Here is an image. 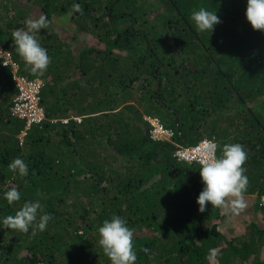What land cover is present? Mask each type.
<instances>
[{
  "label": "trees",
  "instance_id": "obj_1",
  "mask_svg": "<svg viewBox=\"0 0 264 264\" xmlns=\"http://www.w3.org/2000/svg\"><path fill=\"white\" fill-rule=\"evenodd\" d=\"M201 7L221 20L212 33L190 18ZM246 8L247 0H0V48L21 75L42 80L44 112L20 143L23 122L0 101V264H111L98 228L113 215L134 229L136 264H264V207L232 217L208 204L200 213V165L173 157L175 144L240 143L245 195L264 194V32L252 29ZM41 14L49 27L38 39L51 58L42 77L12 41ZM60 19L68 40L55 30ZM79 35L89 45L77 54ZM10 71L0 59V91L14 95ZM71 110L80 121L60 122ZM143 116L158 118L172 137L151 138ZM17 157L26 177L8 169ZM13 187L21 200L9 205L4 193ZM29 201L53 217L47 229L32 236L4 228ZM242 215L240 234L219 232H237L232 221Z\"/></svg>",
  "mask_w": 264,
  "mask_h": 264
},
{
  "label": "clouds",
  "instance_id": "obj_2",
  "mask_svg": "<svg viewBox=\"0 0 264 264\" xmlns=\"http://www.w3.org/2000/svg\"><path fill=\"white\" fill-rule=\"evenodd\" d=\"M72 10L83 14V8L79 3H74ZM245 15L253 30L264 32V0H247ZM190 18L200 33H212L214 26L221 23L216 11H209L203 7L193 11ZM48 27L47 17L41 14L36 19L26 20L25 28L17 29L12 33V41L17 54L22 58L25 65L30 67L33 75L41 77L48 70L51 58L48 56L47 50L41 46L38 34L41 29ZM37 80L42 83L43 87L42 80ZM144 117L155 118L143 116V120ZM77 119L75 118V120ZM20 134L18 138L23 139L25 135L21 136ZM218 151L220 155H217ZM247 159V151L240 143L224 144L221 148L214 139H206L202 142V151L195 159V162L200 165V177L204 185L197 198L200 213L207 210L208 204H211L212 208L222 210L224 215H239L248 208L245 193L250 182L246 175L247 169L244 167ZM186 162L191 164L193 160L187 159ZM8 169L10 172L17 173L21 178L28 175L27 164L19 157L8 165ZM262 195L264 194L253 195L254 204L258 209L263 208L258 206ZM4 198L9 205H13L21 200V194L17 188L13 187L4 193ZM52 219L53 217L44 210L39 201H29L23 203L14 215L6 216L2 223L4 228L24 234H28L31 229V235L35 236L38 232L45 231ZM98 234V243L111 264H136L138 257L134 244V229L128 226L124 218L113 215L110 220H105L102 226L98 228ZM141 251L148 254L149 259L154 258L155 254H150V249L142 248Z\"/></svg>",
  "mask_w": 264,
  "mask_h": 264
},
{
  "label": "built area",
  "instance_id": "obj_3",
  "mask_svg": "<svg viewBox=\"0 0 264 264\" xmlns=\"http://www.w3.org/2000/svg\"><path fill=\"white\" fill-rule=\"evenodd\" d=\"M0 59L2 60V65L11 66V80L15 88V95L8 108V115L12 120L23 122V129L20 131V135L23 136L31 126L38 125L44 120V112L40 105L42 83L37 79H29L21 75L18 72L17 64L12 61L10 54L1 48ZM144 120L151 127L149 131L151 138L169 140L172 137V130L165 128L157 118L144 117ZM204 140L206 139L186 148L175 144L173 147V157L183 162H186L187 159H192L193 163H196L195 159L202 151V142ZM258 206L264 207V195L260 196Z\"/></svg>",
  "mask_w": 264,
  "mask_h": 264
},
{
  "label": "rangeland",
  "instance_id": "obj_4",
  "mask_svg": "<svg viewBox=\"0 0 264 264\" xmlns=\"http://www.w3.org/2000/svg\"><path fill=\"white\" fill-rule=\"evenodd\" d=\"M35 10H36V8H35ZM33 17L38 18V15H35ZM66 23H68L66 19H60V20H57L56 23H54V26L56 27L55 30H57V32L62 35V38L63 39L66 38V40H68V39H70V36L67 37L66 34L64 33V31L62 30L64 27H66L64 25ZM78 38L79 39L77 41H75V43H72V49L74 50V53L79 52L80 50L84 49L85 46L89 45V43L86 42V39L83 35H79ZM41 90H42V88H41ZM18 140L21 143L22 139L18 138ZM245 199H246L247 204H248V208L245 211H248V215H259V213H261V211H260L261 209H258L256 207V205L254 204V201H255L254 196L253 195H245ZM229 216L233 217L232 214H229ZM246 217H247V215H242L240 219H238L236 221L235 220L232 221V222H234L235 226L237 227L236 228L237 232L233 231V228H230L227 225H223V226L220 225L217 228H218L219 232H222V234L226 238H230V237L236 235V233H238V234L241 233L240 230L242 231V227L244 225L242 222L247 219ZM229 219H231V218H229Z\"/></svg>",
  "mask_w": 264,
  "mask_h": 264
},
{
  "label": "crops",
  "instance_id": "obj_5",
  "mask_svg": "<svg viewBox=\"0 0 264 264\" xmlns=\"http://www.w3.org/2000/svg\"><path fill=\"white\" fill-rule=\"evenodd\" d=\"M11 74V71H10ZM5 88V90H3L2 92L0 91V101H1V108L5 107V106H9L11 103V100L13 98V91L10 90V88L8 86H2ZM9 104V105H8ZM72 110L71 111H67V113H65V115L62 116V119L60 120V122L62 123H66L68 122L69 119H72L75 122H79L80 119L78 118L77 120H75L76 117H72Z\"/></svg>",
  "mask_w": 264,
  "mask_h": 264
}]
</instances>
